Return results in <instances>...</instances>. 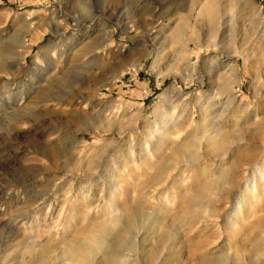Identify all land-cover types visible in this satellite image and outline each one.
I'll list each match as a JSON object with an SVG mask.
<instances>
[{
    "label": "rangeland",
    "instance_id": "374dc122",
    "mask_svg": "<svg viewBox=\"0 0 264 264\" xmlns=\"http://www.w3.org/2000/svg\"><path fill=\"white\" fill-rule=\"evenodd\" d=\"M0 67V264L125 235L136 264H264V174L223 224L264 170V0H0Z\"/></svg>",
    "mask_w": 264,
    "mask_h": 264
},
{
    "label": "bare ground",
    "instance_id": "6f19581e",
    "mask_svg": "<svg viewBox=\"0 0 264 264\" xmlns=\"http://www.w3.org/2000/svg\"><path fill=\"white\" fill-rule=\"evenodd\" d=\"M262 162H264V158H263ZM257 171H260L262 174H264V170L261 168V166L255 165L252 168H250L247 176L241 182L240 187H239V191H238L239 192L238 196H237L236 200L233 202L229 213H227L225 216L224 223H223L225 227H228L229 229L234 227L233 226L234 223L232 221H234L237 218L238 212H239L238 209L240 208L241 205H243V204H248L249 206L252 205V203L255 199L254 193L258 190V188L256 186V182H255L256 176H258ZM138 234L135 238H139ZM125 236H127V235H125ZM125 236H122V237L118 236L116 238L115 241L117 243V246H116L117 247V254H115L113 256H109V262L107 264H136L135 260L138 257V253H139L138 251L139 250L137 248H134L132 246V244L128 243L127 240L125 238H123ZM129 242H130V240H129ZM263 247H264V238L260 241L259 244L257 243L255 245L254 252H261ZM84 248L85 249L81 250V252H71L72 257L75 258L74 260H80L81 255H85L86 258H90L93 255V253L90 252L91 250L89 251L85 246H84ZM73 255H75V256H73ZM98 261H101V262H98L96 264H105L103 259L98 260ZM212 264H226L225 255L222 256L220 259L213 261Z\"/></svg>",
    "mask_w": 264,
    "mask_h": 264
}]
</instances>
